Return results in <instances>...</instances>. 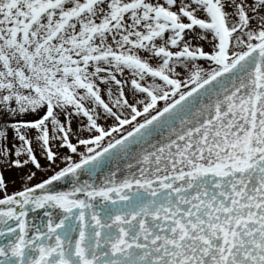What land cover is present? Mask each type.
<instances>
[{"label":"snow or ice","instance_id":"snow-or-ice-1","mask_svg":"<svg viewBox=\"0 0 264 264\" xmlns=\"http://www.w3.org/2000/svg\"><path fill=\"white\" fill-rule=\"evenodd\" d=\"M0 264H264V0H0Z\"/></svg>","mask_w":264,"mask_h":264},{"label":"rangeland","instance_id":"rangeland-1","mask_svg":"<svg viewBox=\"0 0 264 264\" xmlns=\"http://www.w3.org/2000/svg\"><path fill=\"white\" fill-rule=\"evenodd\" d=\"M162 103V102H161ZM6 176H9V175H14V173H5ZM10 190H11V186H10Z\"/></svg>","mask_w":264,"mask_h":264}]
</instances>
